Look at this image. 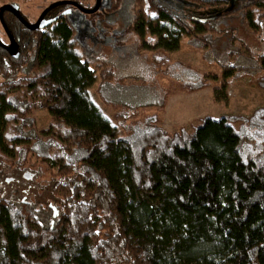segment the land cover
<instances>
[{"label":"trees","instance_id":"16d2710c","mask_svg":"<svg viewBox=\"0 0 264 264\" xmlns=\"http://www.w3.org/2000/svg\"><path fill=\"white\" fill-rule=\"evenodd\" d=\"M182 1L213 19L160 0L106 4L114 15L110 45L119 42L112 29L131 27L143 48L153 41L152 65L167 63L172 73L165 96L152 104L134 102L140 94L125 85L132 75L118 73L121 56L101 58L106 47L94 44L85 50L81 39L96 32L87 34L76 17L62 13L32 32L5 15L20 56L0 48V264H264V134L251 133L256 122L264 125V108L250 117L207 116L191 134H168L155 114L124 121L145 107L161 110L174 91L219 82L215 98L224 100L226 87L246 76L264 91V0L237 8L228 0ZM122 8L131 19L125 28L113 21ZM246 35L260 36L262 45L248 46ZM185 37L208 62L228 47L217 60L220 77L168 57ZM100 67L95 93L115 110L117 126L89 93ZM43 110L46 132L36 126L35 112Z\"/></svg>","mask_w":264,"mask_h":264},{"label":"rangeland","instance_id":"374dc122","mask_svg":"<svg viewBox=\"0 0 264 264\" xmlns=\"http://www.w3.org/2000/svg\"><path fill=\"white\" fill-rule=\"evenodd\" d=\"M230 1V7L237 8L254 0ZM74 14L72 15L74 16ZM104 15L109 16L105 12V7H102L96 13L86 15L81 27L86 31L96 32L94 34V37L97 38L101 35L102 27H100V24L98 23V25L96 22L99 21L100 18H103ZM229 23L237 25L238 21L234 19ZM127 26L128 25H126V27ZM117 29L120 28L117 26ZM111 34L114 35L117 34V32L112 29ZM244 34L245 32L241 29V34L239 33V35L243 36ZM123 38L122 40H119L118 43L113 42L112 45H107V47L104 49L105 51H100V54H98V56H101V58L107 57V59H110V61L115 60L114 58L117 57V55L121 56L122 65H120V71H118V73L125 72L126 74H130V76L132 75V78H129L126 81L125 85L130 88L135 87L132 89L133 91L131 93L140 94V96L137 98V100L135 99L134 102L142 104H152L153 100L156 99V97L159 98V96H165V91L169 89V87L167 86V77L172 73H168L170 72L169 68L167 69L168 65H164L167 63H164L163 66L157 63V67L152 65V54L154 52L153 41L147 43V46L143 48L142 41L144 40V38H141L140 41L135 33H133L131 27H128L125 30ZM0 39H3V34L1 32ZM243 39L246 41L248 46H251L253 44L254 46L256 45V47H260L262 45L259 41L260 36L254 38L253 36L246 35ZM81 40L83 41L84 37ZM185 41H188V38L185 37L184 43L182 44L181 49L178 52L168 53V57H170L172 61H179L182 64L192 67L200 73L207 74L208 76L218 75L220 77L221 70L217 63V60L223 61L228 47L223 48L222 52L210 53L209 56L210 58H214V61L212 60L208 62L207 60H205L206 57L203 49H196L192 46H189ZM226 44L227 42L225 40V45ZM86 46L88 49L85 48V50L87 51L94 48V45L91 42H89V46L87 44ZM117 46L119 48L124 47V50L121 49L123 53L117 54V51L114 52L112 50L118 49ZM101 67L98 72V79L96 83L89 89V93L94 104L98 107L104 117L110 120L113 126H117V121L114 117L115 110L102 103V101L95 93V90L101 80ZM110 67V63L109 65L104 64V66L102 67V71L105 70L107 72ZM135 70L140 71L142 74L143 72L146 73L143 74L144 77L140 73H136V75H134L133 72ZM179 71L180 70L176 69L174 73L178 76L180 75ZM137 77L139 78V80H136ZM249 82L250 79L247 76L234 81L232 85L226 87L225 92L227 99L224 100H217L215 98V89H219L221 87V84L219 82L213 83L207 88L202 89V91L199 90V92L174 91L170 95H168L169 97L166 96L164 106L161 110L156 108L158 105L154 106L153 108L145 107L140 111V115H138L139 113L136 114V116H134V114L133 116L127 115L124 121L126 124H129L136 121V118L141 120L142 116L144 117L150 114H155L157 120H159L155 125L160 127L168 134L173 135L175 133H180L181 128H185L187 134H191L194 130V127L200 123L201 119L207 116L213 118H218L221 115H237L238 117H250L257 108H264V91L258 89L255 86H251V82ZM49 117L50 116L47 111L43 110L35 112L36 126L39 131L46 132L50 129ZM239 125L240 122L236 123L237 128ZM117 129L120 135H126L125 131H123L122 128L117 127ZM262 131H264L263 123L256 122L255 129L251 130V133H254L255 135L259 133L264 134Z\"/></svg>","mask_w":264,"mask_h":264},{"label":"flooded vegetation","instance_id":"af4514ba","mask_svg":"<svg viewBox=\"0 0 264 264\" xmlns=\"http://www.w3.org/2000/svg\"><path fill=\"white\" fill-rule=\"evenodd\" d=\"M229 1V6L231 5V1ZM98 0H0V9L5 8L3 13H2V20L0 18V32L3 34V39H0V48L3 49L9 57L13 59H18L20 56V43L19 39H16L12 33L11 30L9 29L4 17L6 14H10L16 21H18L24 28H26L29 31H37L39 29H45L46 25H48L52 20L58 21L60 19V14L65 13L68 15H76V18H74V21L76 25H79L81 29H83L81 26L84 21V17L88 15V13L82 12L79 8L83 10H91L96 6V3ZM161 4L167 5L172 9H175L178 13H184V14H190V15H200L202 18H206L207 20H212L213 18L210 17L211 11L203 10L201 8H197L194 6H190L183 2L182 0H160ZM108 3V0H100V7L97 11H99L102 7H105V12L109 15L106 11V4ZM37 4V5H36ZM105 5V6H104ZM7 7V9H6ZM11 8V9H9ZM70 11L69 13L67 11ZM228 10V8H227ZM96 11V12H97ZM215 10L214 12L216 14H221V10L217 11ZM93 12V13H96ZM89 13V14H93ZM43 15L42 19L40 21L39 18ZM129 13L126 8H122L119 12V15L117 18H115L113 21H116L120 26H123L124 28L126 25L130 26L131 19L129 18ZM8 16V15H7ZM114 15H109L106 16L104 15L103 18H100L99 21L96 23L102 27V32L101 35L96 37H84V46L87 48L86 44L89 46V42L95 45L97 48H105L107 45L111 43V39L109 37V25L108 21L111 20V17ZM71 17H74L73 15ZM210 17V18H209ZM11 19V17H8ZM4 23V24H3ZM16 25V23H14ZM40 25V24H45L44 27L42 28H36L32 29L31 26L35 25ZM91 25V23H90ZM7 31H6V29ZM19 31H21L20 27L16 25ZM85 31V29H83ZM118 32V31H117ZM88 34V31H86ZM125 30H121L116 34V39L122 40L124 36ZM9 34V35H8ZM13 42L17 46V52H18V57L15 58L10 50L7 48L10 47L11 45V38ZM88 49V48H87ZM93 50V49H92ZM91 51V50H90ZM103 51V49H102Z\"/></svg>","mask_w":264,"mask_h":264},{"label":"water","instance_id":"95a60500","mask_svg":"<svg viewBox=\"0 0 264 264\" xmlns=\"http://www.w3.org/2000/svg\"><path fill=\"white\" fill-rule=\"evenodd\" d=\"M99 7H100V0H98V2L96 3V6L93 8V9H91V10H83V9H81V8H79L82 12H84V13H93V12H96L98 9H99ZM4 9L5 8H2V9H0V18H1V20H2V13H3V11H4ZM6 9H7V7H6ZM9 9H11V8H9ZM68 13L70 12L69 10L67 11ZM42 17H43V15H41V17L39 18V20L38 21H40L41 19H42ZM4 24V23H3ZM45 26V24L43 25V24H40V25H35V26H31V28L32 29H36V28H42V27H44ZM5 29H6V27H5ZM6 31H7V29H6ZM9 35V34H8ZM10 37V36H9ZM11 38V37H10ZM8 50H10V51H12L11 52V54L15 57V58H17L18 57V52H17V46H16V44L13 42V40H12V38H11V45H10V47L9 48H7ZM27 178H29V176H26Z\"/></svg>","mask_w":264,"mask_h":264},{"label":"crops","instance_id":"0c3cea01","mask_svg":"<svg viewBox=\"0 0 264 264\" xmlns=\"http://www.w3.org/2000/svg\"><path fill=\"white\" fill-rule=\"evenodd\" d=\"M202 91V90H201ZM199 92V91H198Z\"/></svg>","mask_w":264,"mask_h":264}]
</instances>
